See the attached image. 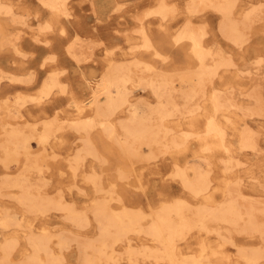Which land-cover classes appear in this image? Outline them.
I'll list each match as a JSON object with an SVG mask.
<instances>
[{"label": "rangeland", "instance_id": "1", "mask_svg": "<svg viewBox=\"0 0 264 264\" xmlns=\"http://www.w3.org/2000/svg\"><path fill=\"white\" fill-rule=\"evenodd\" d=\"M228 1L234 3L232 9L234 19L239 21V28L246 37L241 48L232 45L218 32L217 27L221 20L219 13H216L209 5L199 3L198 0H165L167 6L173 9L161 23L158 21L159 17L152 15L144 17L145 12L155 7L157 0H68L65 4V13H59L57 16H52L51 11L41 5L38 0H0L1 5L8 7L11 11V13L0 14V122H9L13 125L17 123L19 127L35 125V133H37L41 130L43 121L55 118L52 135L42 146L44 149L41 145H37L35 140H30L32 155L26 161L21 153L17 163L8 173L9 178L13 179L24 174L26 176L24 183L32 187L31 192L34 195L50 198L63 205L73 204L75 211L85 212L86 215L90 212L95 200L93 185L88 180L89 176L94 174L100 175L101 182L113 186L117 192L122 191V194L127 196L131 194L130 202L132 203H129L128 207L140 208L144 212H147L149 208L147 201L156 203L166 192H175L177 197H184L180 195L181 188L177 180L170 176L172 164L164 169L160 168L161 173H154L146 167H141L138 174L135 173L137 176L134 177L125 158L116 153L114 144L102 134L100 127L95 125L83 134L82 131H75L72 124L75 121L88 119L94 114L88 105L91 100L90 87L95 85L112 62L131 63L137 58L143 63L152 65L156 70L171 71L173 68L193 70L196 66L195 60L187 59L181 49L170 46L161 37L162 31L166 30L174 34L188 22L193 29L201 28L205 32L202 39L205 48L213 51L221 50L223 59L230 60L231 64L219 69L213 83L205 84L204 97L196 95L192 102L186 104V107L192 108L194 103H198L208 108L206 97L212 87L220 89L224 95L232 96L233 102L237 105L227 113L230 123H226L220 114L217 115V120L225 128L226 140L231 147V155L236 158L237 165H231L229 169L225 168V165L230 164L225 163L227 156L220 147L212 152L213 157H210L211 153H208L210 158L207 154L206 157L209 158L207 164L203 159L200 165L204 170L209 171L213 186L218 188L217 195H222L224 190L221 187H224L225 183L230 188H238L247 198L257 202L259 208H263L264 0ZM190 2L193 6L196 5L195 13L187 12ZM246 12H249L248 19H244ZM141 24L146 25L151 43L165 58L162 63L158 57L150 56L148 51L142 53L143 50L139 48L141 37L137 31ZM159 24L162 25L159 27ZM68 47H72V54L76 55V58L67 51ZM142 65L140 68H134L130 64V68L135 71L136 76L150 78L152 73L148 71L140 74L141 69L144 68ZM89 70L93 71V74L88 73ZM220 76L222 78L219 80ZM50 77L56 80L57 86L47 95H41L42 84ZM130 89L132 91L130 100L140 109H143L145 105L155 104V98L148 87L141 89V86L134 83ZM17 95L26 98V103L20 108L19 114H16L14 106L6 110L3 105L4 100ZM175 96L179 95L175 94ZM175 100L181 106L179 108H182V99L175 97ZM74 103L84 105L81 113L76 114L73 108ZM200 110L195 113V116L204 113L202 108ZM190 116L185 113L175 117L182 124L176 133V135L179 134V141L183 138L180 130L189 132L195 130L187 123L190 121ZM124 118V115H120L113 119V123L117 126L118 121ZM240 118L244 119L243 122L251 133L254 148L239 146L238 136L245 129ZM204 120L205 116L198 117L199 129L203 127L200 125ZM24 130L29 131V129ZM119 131L117 129L118 134ZM194 136L191 134L180 148L172 147L170 151L175 152L194 146L197 141ZM2 138L0 129V140ZM86 138L93 143L96 157L85 156L73 169L70 166L73 156ZM32 160L38 161L39 172L28 168ZM159 162L156 161L155 164ZM178 165L190 166L191 162L187 164L184 160H180ZM3 169L0 163V216L4 212L14 214L20 224L19 227L4 230L0 227V243L6 238L16 240L17 245L9 257L10 262L18 263L21 260L22 255L19 253L22 249L26 250L27 236L25 234L30 226L34 234L45 229L47 233L53 235L51 242L55 253L62 257V264H75L77 244L74 239L78 237L76 241H81L84 237H92L94 234L92 227L87 226L84 230H78L63 218V211L53 208L42 215L23 212L14 198L18 195L19 189L4 185ZM119 171L130 173L128 179L119 178ZM188 174L190 175L189 171ZM220 198L218 196L217 200L220 201ZM190 203L193 204L194 201L190 200ZM58 234L68 238L67 245L60 251L55 245ZM204 235L210 239L207 245L217 249V257L210 258L208 261L210 264H249L238 257L234 245L226 243L219 248L217 246L220 244L215 235L211 233ZM243 237L246 240L242 243L244 247L262 250L263 243L257 234H237L233 239L239 244V239ZM249 240L252 241L248 243ZM135 246L139 247V245ZM151 262L143 261L139 257L136 264H163ZM124 263L127 262L122 257L114 264ZM0 264L9 263L0 262ZM254 264H264V254L261 253L259 260Z\"/></svg>", "mask_w": 264, "mask_h": 264}, {"label": "bare ground", "instance_id": "2", "mask_svg": "<svg viewBox=\"0 0 264 264\" xmlns=\"http://www.w3.org/2000/svg\"><path fill=\"white\" fill-rule=\"evenodd\" d=\"M38 1L51 11L52 16H57L59 13H65V4L68 0ZM198 2L205 6H211L216 13H219L221 20L218 23V32L232 45L241 48L246 37L242 29L239 28V21L234 19L232 10L234 3L228 0H198ZM172 9L167 6L165 0H157L155 7L145 12L144 17L148 15L159 17L158 21L161 23L171 13ZM187 12L195 13L196 5L193 6L190 2ZM1 13L7 14L11 11L0 3ZM248 13H245L244 19H248ZM161 25L159 24V27ZM137 32L141 37L139 48L143 50L142 53L148 51L150 56L158 57L161 63L165 61L162 53L151 43L146 25L141 24ZM204 34L205 32L201 28L195 30L188 22L174 34L166 30L161 32V37L167 44L181 49L187 59L193 58L195 60L196 66L193 70L188 68H173L171 71L156 70L152 65L143 63L137 58L131 63L112 62L95 85L90 87L91 100L87 104L94 114L88 119L75 121L72 124L75 131H82L83 134L95 125L100 127L102 134L106 135L114 144L116 153L125 158L132 173H134V177L137 176L141 167H146L154 173H161V169L172 164L170 176L177 180L181 188L180 195L184 197H177L175 192H166L161 200L156 203L147 201L149 208L147 212H144L140 208L128 207L129 203H132V201L130 202L131 194L129 196L124 195L122 191L117 192L113 186L105 185L101 182V176L98 174L88 178L93 185V196L95 197L88 215L85 212L75 211L73 204L63 205L50 198L34 195L31 192L32 187L26 186L24 183L26 179L24 174L10 179L8 173L12 166L17 163L21 153L25 156L26 161L32 155L30 140H35L37 145H41V147L46 144L52 135L55 118L43 121L42 128L37 133H35V125L19 127L17 123L13 125L9 122H0V129L3 134V138L0 140V163L4 167L2 177L5 180L3 183L8 187L11 185V188L19 189L18 195L14 198L23 212L42 215L46 213L45 211L53 208L63 211V218L78 230H84L87 226L92 227L94 233L92 237H84L81 241H76L78 237L74 239L77 244L75 264H114L122 257L127 262L124 264H136L139 257L143 261H152L151 263L210 264L208 262L210 258L215 259L217 257V249L207 245L210 239L204 234L209 233L216 236L220 244H217L219 248L226 243L234 245L238 257L246 263L254 264L259 260L260 254H264V207L259 208L257 202L247 198L238 188H230L225 183L224 187H221L224 192L222 195H217L218 188L213 186L209 171L204 170L200 165V161L203 159L205 164L209 162L207 160L214 156L212 152H215L217 147H220L227 156L225 163L230 165H225L226 169H229L231 165H237L236 158L231 155V147L226 140L225 128L217 120V115L220 114L226 123H230L227 113L237 106L233 102V97L224 95L220 89L212 87L211 92L206 97L208 108H204L203 104L201 106L198 103H194L192 108L186 107V104L192 102L196 95L204 97L206 95L203 93L205 84L213 83L219 69L231 64L230 60L223 59L221 50L213 51L204 47L202 40ZM71 49L72 47H68L67 51L76 58ZM129 51L131 50L129 49ZM130 64L134 68H140L143 64L144 68L141 69L140 74L148 71L152 73V76L148 79L136 76L135 71L130 68ZM89 72L92 73L93 71L89 70ZM92 74L91 76H93ZM221 78L220 76L219 80ZM134 83L141 86V89L145 87L150 89L155 98L154 105H145L143 109H140L139 106L131 102L132 91L130 86ZM56 86V80L50 77L42 84L40 94L47 95ZM175 94L179 96H175ZM175 97L182 99V108H179L181 106L176 103ZM202 97L201 99H203ZM25 103L26 98L17 95L4 100L3 105L6 110L14 106L16 114H19L20 108ZM73 108L76 114H79L83 111L84 105L74 103ZM201 108L205 114L201 113L199 116H205V120L200 125L203 127L199 129V116H195V113L201 111ZM185 113L191 115L190 121L187 123L195 130L190 132L180 130L183 138L182 141H179V134L176 135V133L182 124L175 117ZM120 115H124L125 118L120 119L116 126L113 119ZM240 121L243 122L244 119L240 118ZM245 125L243 122V126ZM23 128L29 129V131ZM244 128L238 136L239 146L241 148H254L251 133L247 130V126ZM117 129L120 130L119 134ZM191 134L195 135L196 137H194L197 139L194 146L185 147L175 152L170 151L172 147L180 148ZM208 153H211L210 157ZM207 154L209 158L206 157ZM85 156L96 157V150L88 138L83 139L80 148L73 156L71 168L75 169ZM180 160H184L187 164L191 162V165H178ZM156 161L160 162L155 164ZM28 168H33L37 172L40 171V165L36 160L29 162ZM129 175L130 173L121 171L118 174L122 180H127ZM218 196L221 197L220 201L217 200ZM189 199L194 203H190ZM17 226L19 227L20 224L14 214L4 212L0 216L1 230ZM237 234H257L263 243L262 250L244 247L242 243L246 241L245 237L239 239V244L235 243L236 240L233 238ZM25 235L27 236L25 239L27 247L26 250L22 249L19 253L22 255L21 260L18 263L10 262V254L17 244H15V239L6 238L0 243V262L9 264H62V257L55 253L51 242L53 235L47 233L45 229L34 234L30 226ZM251 241L249 240L248 243ZM67 243L68 238L66 236L57 235L55 245L59 251L65 248ZM135 245H139V247ZM195 249L199 251L197 252Z\"/></svg>", "mask_w": 264, "mask_h": 264}]
</instances>
